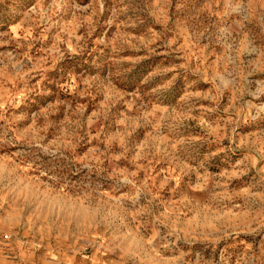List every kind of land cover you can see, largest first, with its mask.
<instances>
[{"label": "rangeland", "instance_id": "374dc122", "mask_svg": "<svg viewBox=\"0 0 264 264\" xmlns=\"http://www.w3.org/2000/svg\"><path fill=\"white\" fill-rule=\"evenodd\" d=\"M0 264H264V0H0Z\"/></svg>", "mask_w": 264, "mask_h": 264}]
</instances>
